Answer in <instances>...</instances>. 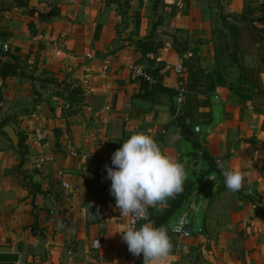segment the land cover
<instances>
[{"label": "crops", "instance_id": "0c3cea01", "mask_svg": "<svg viewBox=\"0 0 264 264\" xmlns=\"http://www.w3.org/2000/svg\"><path fill=\"white\" fill-rule=\"evenodd\" d=\"M219 1V10L235 14L251 5ZM255 1L264 10V0ZM163 3L173 15L171 27L189 30L186 42L199 68L186 66L188 55L177 52L174 36H154L162 47L143 57L139 37L159 31H152L151 0H0V39L20 48L25 67L23 74L0 78V120L24 126L27 138L24 156L0 154V264H144L143 254L129 252L117 232L125 218L106 167L133 130L186 161L184 186L200 195L195 216L207 208L211 255L223 260L170 262L168 256L161 264H264V112L230 100L239 72L234 78L219 66L205 0ZM252 18L264 43V16ZM135 64L157 82L143 87L132 73ZM256 68L264 86V66ZM192 79L197 83L179 106L176 87ZM206 156L246 172L243 189L229 192Z\"/></svg>", "mask_w": 264, "mask_h": 264}, {"label": "clouds", "instance_id": "9594fccd", "mask_svg": "<svg viewBox=\"0 0 264 264\" xmlns=\"http://www.w3.org/2000/svg\"><path fill=\"white\" fill-rule=\"evenodd\" d=\"M106 167L120 217L132 218L131 223L117 232L121 233L134 256L143 254L144 264H161L173 250L169 226L157 227L150 219L148 209L166 206L168 200L183 192L188 176L186 161L166 152L149 133L133 130L122 147L112 154V165ZM216 167L229 192L243 189L246 172L220 159L216 161ZM93 214V218H97L99 211ZM140 220L146 222L137 227ZM177 226L170 225L173 230Z\"/></svg>", "mask_w": 264, "mask_h": 264}, {"label": "rangeland", "instance_id": "374dc122", "mask_svg": "<svg viewBox=\"0 0 264 264\" xmlns=\"http://www.w3.org/2000/svg\"><path fill=\"white\" fill-rule=\"evenodd\" d=\"M151 1H153V7L155 4V7L149 11L150 16L153 15L154 17L152 21V31L159 30L154 33V36H156L160 40L165 37L170 38L171 36H174L175 38H177V41L180 44L188 43L186 42V40L189 38V30L171 27L170 19L173 15H169V10L166 9L167 6L163 3V0ZM205 3L209 8V12L206 17L208 19V23H210L211 25V34L213 40L216 43L214 50L216 53L219 52V54H217L221 58V67L224 68L225 71L234 78L236 76V72L240 71V64H244V66L253 68H256L258 66L263 67L264 43L258 44L257 42L261 41V39L263 38V29L258 25H255L254 23L252 24L251 22L252 19H255L252 18L253 16H264V10H262L261 4H257L255 0H250L251 5L246 11V13H248V16H246L244 15V13L235 14L226 11L225 9L219 10V4H221L219 0H205ZM168 6H173V4H168ZM182 9L184 13H186V7L184 6ZM242 15L243 17H241ZM158 24L162 26L157 28ZM163 27H165V29H163ZM209 41V39H206L205 44L207 45ZM191 58L193 59V64H195L197 62V59H195L196 54L194 53ZM236 58L237 61L235 60ZM207 82V86H210L211 81L207 80ZM12 123L14 124V129L17 134L19 133L21 136L26 135L25 130L23 129L24 126L19 125L17 122ZM26 140L24 139V146H27ZM26 149L27 147H24L22 153H24ZM1 153L8 158H13L15 156L17 157L18 154H22L14 145L13 140L7 134H3L0 131V154ZM215 168L219 172V175L222 177L221 172L216 167V162H210L209 170H213ZM190 186L191 185L187 187L184 186L183 192L179 194L175 199L168 200L166 206L149 208V210L151 211L149 215L150 219L158 217L163 212L164 208L171 206L174 207V202L177 200L181 201L182 204L180 203L181 206L179 205L177 207H174L173 213L171 214L172 216L170 215L171 217L169 218L168 222L172 220L179 211L180 214L184 210V206L186 203L184 200H186L189 195L192 194V190L189 191V189L191 188ZM203 214L204 215L201 218L200 214L194 216L196 228L198 229L199 227H201L202 231L195 233L194 236L188 239L179 240L171 231H169V224L168 234L171 237L173 243V250L169 254L170 262H223L222 259L216 257L214 254L211 255V251L213 250L212 245L214 236L210 231V226H208L207 224V208ZM145 222L146 221H143L140 225ZM168 222L165 221L162 225L168 226ZM140 262H144V257Z\"/></svg>", "mask_w": 264, "mask_h": 264}, {"label": "trees", "instance_id": "16d2710c", "mask_svg": "<svg viewBox=\"0 0 264 264\" xmlns=\"http://www.w3.org/2000/svg\"><path fill=\"white\" fill-rule=\"evenodd\" d=\"M247 10H248V8H247ZM247 10H245L243 12L244 15H246V16H248V13H246ZM241 17H243V15ZM251 22H252V24L253 23L255 24V19H252ZM255 27H257V26H255ZM257 42L262 43L261 41H257ZM138 47L141 50L143 57L146 58L147 53H157L158 50L162 47V44L158 43L154 37V34L151 33L149 35L139 37ZM175 48L180 55H187L189 53V50L191 47L189 45H187V43H183V44H179V45L175 44ZM217 53L219 54V52H217ZM190 59L191 58H189V57L186 58V61H185V62H187V63H185L186 66L187 65L190 66V63L191 64L194 63L193 59H191V61H190ZM195 59H197V62L198 61L200 62V60H198V58H195ZM187 60H189V61H187ZM235 60L237 61V58ZM217 61L219 62V66H221V58L220 57H219V59L217 57ZM197 62L195 63L196 65L193 64V66H192L193 68L194 67L199 68V63H197ZM148 64L150 67H153L156 65V62L152 59H148ZM24 68H25L24 67V59L22 58V56L20 54V48H18V47L12 48L10 46V48L8 50L0 52V78L2 80H5V79L12 77V76H15V75L23 74ZM239 69H240V71H239L238 86H234V85L230 86V88H231L230 100L233 101V103H235L237 105H240L241 103L246 104L247 102H250V104L252 105V107L256 111L264 112V86H263V83L261 80V70H259L260 68L247 67V66H244V64H240ZM159 70H160V68H158V66H157L156 69L152 71V73L155 76H157L159 74ZM198 76H200L199 73H198ZM193 77H194V74H193ZM193 81H194V79H192L191 83L189 82L184 86L186 88L188 87V89L190 90L191 86L194 85ZM208 81H211L210 87L212 89H214L216 82H213L212 80H209V79H208ZM149 83L150 82L143 80L142 86L148 87ZM194 83H197V81H194ZM1 93H2V90L0 88V95H1ZM8 123L9 122L7 119L0 120V131L3 134H6V132H4L2 130V127ZM187 126L188 125H186V126L184 125L183 128H185V130H186L189 127V126L188 127ZM24 139L26 140V135L21 136L19 134L18 150L21 153H22V150L24 149V147H27V146H24ZM26 150L24 153H22L23 155L26 154ZM206 157L209 160V162H211V163L216 162L211 156H206ZM180 203H181V201H179V200L175 201L174 207L179 206ZM174 207L171 206V207L164 208L163 212L158 217L152 218V220L155 221V225L157 227L161 226L163 224V222H165V221L168 222L169 218L172 216L171 214L173 213ZM148 213H149V215L151 213V211L149 209H148ZM168 226H169V222H168ZM169 231H171L170 228H169Z\"/></svg>", "mask_w": 264, "mask_h": 264}, {"label": "built area", "instance_id": "2783aa9c", "mask_svg": "<svg viewBox=\"0 0 264 264\" xmlns=\"http://www.w3.org/2000/svg\"><path fill=\"white\" fill-rule=\"evenodd\" d=\"M10 48V44L0 39V52L6 51ZM188 57H192L193 53L189 52ZM91 57V54H89ZM152 53H147V57H151ZM181 71V70H179ZM132 73L135 77L141 78L143 80H146L148 82L156 83L157 79L146 69L145 66L141 64H135L132 66ZM188 93V89L184 85H180L176 87V102L179 106H181L185 102L186 94ZM196 130H200L199 126H196ZM36 137H37V143L39 146L43 145L44 136L42 133V130L36 131ZM44 161V157H41L38 162L37 166L39 168L42 167V162ZM61 187L65 190L66 195H70L72 192V187L70 183L67 180H61L60 182ZM185 206L184 210L178 215L177 219L171 224L178 225L175 230H173L171 227V232L176 236L179 240L188 239L194 236L195 233L201 232L202 228L199 227L196 228L195 222H194V216L198 213L199 207H200V195L198 192L192 193L186 200H185ZM131 217L126 218L124 220V227L123 229L131 223ZM143 220H140L137 222V227ZM124 245H126V242H123Z\"/></svg>", "mask_w": 264, "mask_h": 264}, {"label": "water", "instance_id": "95a60500", "mask_svg": "<svg viewBox=\"0 0 264 264\" xmlns=\"http://www.w3.org/2000/svg\"><path fill=\"white\" fill-rule=\"evenodd\" d=\"M2 130L6 132V134L13 140L14 145L18 148L19 135L16 133L14 128L11 125L6 124L2 127Z\"/></svg>", "mask_w": 264, "mask_h": 264}]
</instances>
